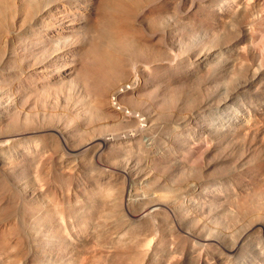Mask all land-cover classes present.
I'll use <instances>...</instances> for the list:
<instances>
[{
    "label": "bare ground",
    "instance_id": "1",
    "mask_svg": "<svg viewBox=\"0 0 264 264\" xmlns=\"http://www.w3.org/2000/svg\"><path fill=\"white\" fill-rule=\"evenodd\" d=\"M19 38L23 44L22 51L17 53L12 46ZM5 49L10 51L6 53ZM133 57L139 59L136 61ZM15 66L22 69L25 82L20 80L29 88L21 89L22 93L18 91L23 94L24 108L18 109L11 103L10 107L0 105V264H264V0H0V74L3 76L6 70L10 72ZM16 71H12L13 76ZM11 76V80L16 78ZM184 76H188L187 81L192 84L189 85ZM147 77H154L157 83L165 81V88L157 87L153 90L156 93L152 88L145 93L142 88L146 95H154L139 100V81L143 82ZM171 78L172 85L168 83ZM9 80H6L8 84ZM120 83L124 85L116 91ZM185 84L195 90L185 88ZM10 87H6L8 91ZM113 91L116 94L111 98ZM116 103H123L129 109L123 110L124 107ZM139 103L145 105L141 113L144 115L135 111ZM213 112L221 114L222 118L217 115L220 117L217 119L214 115L217 120H213ZM103 116L118 119L114 126L104 124L111 127H107L109 131L102 132L103 128L98 127L101 123L92 126L93 120H101ZM178 116L187 120V126L193 118L199 117L198 122L195 120L196 125L211 133L218 146L221 144L224 149L221 156L227 155L229 187L232 185L234 194H229L231 188L228 193L222 191L220 179L219 182L214 179L213 186L219 184L222 190H218V186L215 190L221 192V197L232 195V202L224 204L222 199L227 203L229 198L225 200V196L219 198L217 195L220 194H213L214 187L208 190L216 197L205 198L200 191L204 198L197 196L201 201L193 199L197 201L198 206H195L199 211L208 213L203 215L208 217L204 221L199 215L175 209L173 197L169 196L172 193H168L170 186H158L161 192L154 188L155 193H152L151 185L160 179L158 170L145 173L137 160L139 156L146 161V154H153L149 162L155 159L153 152L160 149L155 148L157 133L163 129L167 131L165 123L162 127L163 120H174ZM185 121L182 126L186 125ZM180 125L177 126L180 128ZM172 126L174 129L175 125ZM121 127L125 129L121 130ZM186 127L183 128H192ZM171 132L173 134L167 138L179 133L175 129L169 134ZM202 133L198 131L199 137ZM198 134L194 137L199 140ZM186 136L189 141L190 135ZM207 136L203 135V140ZM25 138L29 142H32L30 139L36 141L41 150L46 147L65 150V153L60 152L62 155L67 153L65 158L67 155L73 157L72 161L64 158L66 162L71 161V166L78 163L75 162L77 156L85 157L87 151L91 157L106 154L103 153L106 150L107 158L105 155L101 161V155L97 158L109 176L99 181L102 177L97 171L99 165L93 166L98 169L96 172L92 167V173H98L95 177H100L97 181L101 182L97 185L93 176L94 190L90 187L92 183L87 186L88 181V184L84 181L86 185L75 182L80 172L74 181L73 170H64L68 164L61 167L66 166L61 172L71 174L67 173L69 175L63 178L58 174L60 171L56 175L50 172L57 168L48 158H41L38 165L34 164L33 177L30 173L32 178L23 177L21 171L12 176L9 171L13 160L9 161L8 151L14 150L12 145L11 150L7 151V147L14 140H18L19 145ZM176 138L179 141L180 138ZM214 138L206 139L208 145ZM164 140L163 143L167 141ZM180 141L179 144L184 142ZM188 141L183 143L187 149L194 145L191 143L189 147ZM169 142L165 146H169ZM200 145L193 153L192 147L189 149L192 155L186 148L182 150L191 155L187 158L193 163ZM165 146L166 150L168 147ZM125 147H134L141 153L132 162H116L118 156L112 158L115 156L110 151L120 148L119 153L114 154L118 155ZM40 148L36 146V149ZM48 149L46 156L52 151ZM182 151L177 158L178 153L172 155L180 160L184 155ZM217 151L218 148L214 152ZM204 153L206 157L207 150ZM15 155L11 156H21ZM53 155L50 157L57 156ZM157 155L159 158L160 154ZM59 156L54 159L58 161ZM184 156L182 161L185 163L187 158ZM164 157L156 159L166 161ZM17 159L20 158L15 159L18 162ZM190 160L187 165L194 166ZM155 162L153 160L152 164ZM157 162L154 164L156 169L166 168ZM196 162L198 164L199 159ZM197 164L195 169L200 167ZM213 164L205 170L223 172L219 164ZM102 165L99 171L105 176ZM185 165H180V172H174L172 178L184 179L182 185L178 181L176 184L171 182V185L175 184L174 189L185 188L188 179L185 175L203 173L191 167L185 171L188 167ZM51 167L54 169L50 170ZM57 177L58 182L64 179L59 185ZM221 178L223 186L225 177ZM138 179L140 183L148 182L151 192L141 193L138 189L141 185L136 188L135 184Z\"/></svg>",
    "mask_w": 264,
    "mask_h": 264
},
{
    "label": "rangeland",
    "instance_id": "2",
    "mask_svg": "<svg viewBox=\"0 0 264 264\" xmlns=\"http://www.w3.org/2000/svg\"><path fill=\"white\" fill-rule=\"evenodd\" d=\"M19 39H20V38H19ZM19 39H18L16 42H14V43H13V46H12V47H13V50L16 48L14 51H16L17 53H20V51H22V50H20V49H22L21 47H22V44H23L22 42H23V41H22L21 39H20V40H21V41H20ZM14 46H16V47H14ZM18 48H19V49H18ZM4 51H6V53H7V51H10V50H6V49H5ZM4 51H3V52H4ZM131 58H132V57H131ZM133 58H135L136 61L139 59V58H136V57H133ZM135 60H134V61H135ZM15 68L17 69V71H16ZM14 70L16 71V72H15V75H16V76H15V75L13 76V74H14V73H13ZM21 70H22V69H20L18 66H15L14 69L12 70L13 72H12V71L9 72V71H7V70L5 71V74H3V76H4V75H5V76H6V75L8 76L9 73H11L10 76L12 75V76H11L12 78H15V77H16L14 80H11L10 76H8V77L6 76V78H7L8 80L10 79V80H9V83H10V84H8V81H6L7 79H6L5 77H3L2 74H0V75H1V78H2V79L0 78V80H1V82H0V86H4V87H5V88H4V87H3V88L0 87V105H4V107H10V106H12L11 104H13V105L16 104V105H17V106L15 105L16 108H17V107H18V109H22V108H24V104H23L22 97H21L23 94L20 95V93L24 92V91L27 90V88H29V87H27L28 85H27L26 83H25V86H24V84H23L25 81H23V80H24V79H23V75H22L23 72H22ZM18 71H20V72H18ZM6 72H7V73H6ZM17 72H18V73H17ZM12 73H13V74H12ZM16 73H17V74H16ZM21 73H22V74H21ZM17 75H18V76H17ZM21 75H22V77H19V76H21ZM18 77H19V78H18ZM182 77H183V76H182ZM21 78H22V79H21ZM184 78H187L186 81L189 80V79H188V76H186V77L184 76ZM184 78H183V79H184ZM5 79H6V80H5ZM18 79H19V80L21 79L23 83L21 82V80L19 81ZM147 79H148V80H147ZM150 79H151V77H150V78L147 77V78L145 79L146 82H145V80H144L143 82H142V81H141V82L139 81V84H140V85L138 84V87L140 86L139 89H141V93L139 94V98H140L139 100H143V99L146 100V99H148V96H149V95H150V97L153 96V95H154L153 93H156V91L153 92V90L157 89V87H158L160 90H161V89L163 90V89L165 88V87H164V85H166V83L164 84L165 81H164V82H159V81H158V83H157V80H156V79L154 80V77H152V79H151V80L153 81V83H152V81L150 82ZM175 79H176V77H174L173 80L175 81ZM180 79H181V78H180ZM170 80H171V81L168 82L169 84H171V83L173 82L172 78H171ZM177 80H178V79H177ZM2 81H3V82L5 81V82L7 83V84H5V82H4V84H5L6 86H5L4 84H2V83H3ZM11 81H15V82H12V84H11ZM18 81H19V82H18ZM184 81H185V80H184ZM147 82H148V83H147ZM149 82H150V83H149ZM187 82H188L189 85L192 84V83H190V81H187ZM13 83H14V84H13ZM16 83H18V84H16ZM19 83H21L20 86H19ZM125 83H126V82H125ZM127 83H128V82H127ZM141 83H143V85H148V86L144 87ZM144 83H146V84H144ZM156 83H157V84H156ZM160 83H162V84H160ZM168 83H167V85H168ZM176 83H177V81H176ZM22 84H23V85H22ZM122 84L124 85V83H120V85H117L118 87H116V91H117V88L120 90ZM151 84H152V85H151ZM158 84H159V85H158ZM163 84H164V85H163ZM172 84H174V82H173ZM172 84H171V85H172ZM188 84H185V85H186L185 88H186V87L189 88V85H188ZM7 85H8V86L11 85V87L9 88V91H8V88H6V87H8ZM12 85H13V86H12ZM154 85H156V86H154ZM187 85H188V86H187ZM142 86H143V87H142ZM160 86H161V88H160ZM193 86H194V85H193ZM20 87H23V88H20ZM25 87H26V89H25ZM154 87H155V88H154ZM14 88H17V89H14ZM18 88H20V89L18 90ZM142 88L144 89L145 93L148 92L149 90H151V88H152V92H153V93H150V94H147V95H146V94L144 93V91H143ZM148 88H149V89H148ZM192 88H194V87H190L189 89H190L191 91H192V90L194 91L195 89H192ZM6 89H7V90H6ZM12 89H13V90H12ZM21 89L24 90V91H22ZM147 90H148V91H147ZM12 91H13V92H12ZM18 91H19L20 93H19ZM116 91H115V92L113 91V93L110 94V95H111V98L116 94ZM2 92H3V93H2ZM142 92H143V93H142ZM114 93H115V94H114ZM12 94H13V95H12ZM142 94H143V96H142ZM151 94H152V95H151ZM7 95H8V97H7ZM17 95H19V97H18ZM145 95H146V96H145ZM4 96H5V98H3ZM6 97H7V98H6ZM8 98H9V99H8ZM13 98H14V99H13ZM7 99H8V100H7ZM15 99H17V100H15ZM113 100H114V99H113ZM5 101H6V102H5ZM11 101H12V102H11ZM2 102H3V104H2ZM4 102H5V103H4ZM7 102H8V103H7ZM10 103H11V104H10ZM21 103H22V104H21ZM116 104H118V105L121 104V108H122V107H124V108L126 107L125 109L122 108L123 110L129 109V107H128L127 105H125V104L123 105V103H116ZM139 104H141V107H140ZM139 104H138V107H137V105L135 106V107H136V108H135V111H136V113L140 112V115H144V114H141V113H143L142 111H143V109L145 108V107H144L145 105H143V103H139ZM20 105H21V108H20ZM139 107H140V108H139ZM175 108H176V107H175ZM136 109H138V110H136ZM213 113H215V114H212L213 116H214V115H215V116H217V115L220 116V115H221V114H217L216 112H213ZM210 114H211V113H210ZM213 116H212V117H213ZM215 116H214V119H213V120H215L216 118L218 119V118L221 117V116H220V117L217 116V117L215 118ZM209 117L211 118L210 115H209ZM101 118H102V117H100V119H101ZM104 118H105V119H104ZM106 118H107V119H106ZM181 118H182V117L178 116V117H176L174 120H173V119H172V120L168 119L169 121H168L167 119L163 120L162 127L164 126V123H165V124H166L165 126H166V128H167V129L165 128V131H166V130H167V131L164 132V129H163V132L160 130V132L157 133V135H158L159 137L161 136V137H163L164 139H166V140H167V141H166L167 143L170 141V142H169V146H165V143H166V142L163 143V141H165L164 139L162 140L161 138H159V137L157 138V136H156V138H157V139H156L157 145H156L155 143H154V144H155L156 146L159 145V147H156V146H155V148H156V149H157V148H160L161 150H160V149H157L158 151H160L159 153H158V151L153 152V153H156L155 156H154L155 159H153V160L156 161V162L158 161L157 164H159V163H160V164H163V165L166 167L165 169H163V168H164L163 166H162V167H159V166H158L159 168L156 169L157 167L155 168V165H154V164H156V162H155L154 164H152V163H153V160H151L152 162L150 161L151 163L149 162V160L151 159V157L153 158V156H151V155H153V154L150 155L151 157H150L148 154H146L147 156L144 155L146 161H143L144 158L141 159V158L138 156V154H140L141 152H140V153H137V152L134 150V149H135L134 147H130V148H128V147L121 148V150H122V149H124V150L126 149V150H128V151L125 150V152H124V150H122L123 152H120V153H121V154H125V153H126L125 155H128V154H130V153H129L130 151H134L133 154H137L135 157H133L134 155H133L132 153L129 155V157H128V156H125V155L122 156L121 154L114 155L115 152H118V151L120 150V148H119V150L116 148L117 151H115V149H114V150H111L110 152H111V155H112V156H115V157H112V158L116 159V157L118 156V157H117V160H116V162H118V163H121V160H122V161L124 160V161H127V162H129V161L132 162L133 160L137 159V156H138V159H137V160H139L138 162H141V163H139V164H140L141 168L143 169V171H145V173H147V171H148V173H151V172H155V171L158 170L157 172H158L159 175H160V179H159L155 184L151 185L152 187H150V185H149L148 182H147L146 184L144 183V181H142V182L140 183V182H139L140 179H138V182H137V181L135 182V184L137 185L136 188L139 187V186L141 185V188H140V187L138 188V189L140 190L141 193H142L143 191H144V193H146V192L148 193V192H151V191H153L152 193H155V192H154V191H155L154 188L156 189V192H161V191H159V190H161V189L158 188V186H159V187H160V186H161V187H164V186H165V187H166V186L169 187V186H170V187H169V188H170V189H169L170 192L168 191V193H172V194L175 193V195H174V194H173V195H172V194H169L170 197H173V198H171V200L173 201V205L175 206V209H177V210H179V211H181V212H183V213H185L184 211L186 210V212H188V213H194V215H196V216L199 215L200 219H202V221H204V220H206L208 217L205 218L203 215H204V214L207 215L208 213L206 212V210H205L206 213H205L204 211H203V212L199 211V209H198V207H197V206H198V203H197L196 200L201 201L202 199L200 200L199 198H200V197H203V196H204L205 198H206V197H214V196L216 197L217 193L220 194V196L217 195L219 198H223L224 196L226 197V194H225V195L223 194L224 196L221 197L222 194H221L220 191H221L222 189L220 190V187L223 188L222 191H223L224 193H228V192H230L231 189H232V188H231L232 185L229 187V184H231V182H229V181H231V180L228 178V177H229V173L227 172V170H228V168H227V163H226V162H227V159H226L227 155L222 154V156H221V153H223V151H224V149L221 148V144H220V146H218L217 141H216L215 138L211 135V133H209L207 130H205V129L202 128V127L199 128V126L196 125V123H197L198 120H199V119H198L199 117H198V118H193L194 121L192 120V123H191V121H190V122L188 123V126H187V124H186V123H187V120L184 119V118H182V119H181ZM221 118H222V117H221ZM179 119H180V120H179ZM211 119H212V118H211ZM217 119H216V120H217ZM97 120H98V121H97ZM117 120H118V119H116L115 117H114V118H111L110 116H107V117H106V116H103V118H102L101 120H99V118L93 120L94 122H92V126H94V125L98 126L100 123H101V124L103 123L102 125L100 124L101 126H100V125L98 126L99 128H103V130H102V129H99L98 127H97V128H98L99 130H102V132H105L104 130L109 131V130H108L109 126H114L113 124H115V123L117 122ZM175 120H176V121H175ZM185 120H186V121H185ZM195 120L197 121L196 123H195ZM111 121H112V122H111ZM115 121H116V122H115ZM182 121H183V122L185 121V124H186L185 126H182V123H183ZM166 122H168V123H166ZM170 122H172V123H170ZM174 122H175V124H174ZM105 123H107V125H109V126H107L108 128L104 125ZM108 123H109V124H108ZM110 123H111L112 125H111ZM176 123H178V124H176ZM171 124L173 125L172 127H174V125H175L174 129H175V132H176V133H178V132H179V133H180V132H183V133H184V131H185V134H188V135L186 136V135L183 134V133H181V134L178 133V134H174L173 137H172V136L169 137L170 135L173 134V132H171L170 134H169V132H170L171 130L174 131L173 128L171 129ZM180 124H181V125H180ZM183 124H184V123H183ZM191 124H192V125H191ZM167 125H168V126H167ZM177 125H180V128H179ZM193 125H194V126H193ZM90 126H91V125H90ZM96 126H94V127H96ZM103 126H105L107 129H106L105 127H103ZM165 126H164V127H165ZM181 126H182V127H181ZM186 126H187V127H186ZM122 127H124V126H122ZM122 127H121V130H124L125 128H122ZM127 127H128V126H126V128H127ZM129 127H130V126H129ZM162 127H161V128H162ZM177 127L179 128V130H182L183 127H184V128H185V127H186V128H188V127L191 128V127H192L191 129H193V127H194V128H196V129H194L193 131L196 130V132L191 131V129H189V128L186 129V130L183 128L182 131H179V130L177 129ZM104 128H105V129H104ZM110 128H111V127H110ZM110 128H109V129H110ZM168 128H169V132H168ZM201 129H203V130L200 131ZM187 130H188V131H187ZM189 130H190L192 133L189 132ZM197 130H198L199 132H203L202 134H203L204 136H206V135L208 134L207 137H204V140H205V141L203 140V135H202V134H200V137H202V139L199 137V134H198V131H197ZM107 131H106V132H107ZM96 132H97V131H96ZM161 132H162V134H161ZM175 132H174V133H175ZM188 132H189V133H188ZM204 132H205V133H204ZM163 133H167V134H164V135H163ZM159 134H160V135H159ZM196 134H198L197 137L199 138V140H202V141H199L196 137H194V135L196 136ZM165 135H166V136H165ZM167 135H169L168 138H167ZM176 135H177V136H176ZM178 135H179V136H178ZM189 135H190V137H191V135H193V136H192L191 138L189 137V141H188V140L185 138V136L188 138ZM174 136H175V138H176V137H179V138H180L179 141H177V138L175 139ZM209 137H210V138H214V141H213V139H212V140H211V139H210V140L208 139L209 141H211L210 144L208 145L209 142H207L206 139L209 138ZM192 138H193V139H192ZM25 139H26V140H25ZM25 139H23V140H22V139H21V140L19 139L20 141H23L22 143H20V141H19V145H18V140H16V141L14 140V142L12 141V143H10L9 146L7 147V151H8V150H11V149L14 150V152H13V151H12V152H11V151H8V152L10 153V154H9V156H10V157H9V161L13 160V161L10 162V167H11V168H10V171H9V173H11L12 176H13V175H17L18 173L20 174V171H21V172L23 173V177L26 176L25 178H27V179L32 178L33 175H34V174H33L34 171H33L32 168H34V164H35V165H36V164L38 165V163H40V159H41V158H42V159H43V158H48V160L50 159L51 163L55 162V163H53L54 165H53V164H52V165H53V167H54L55 169L57 168V170H55V172H53L54 170H52V169H54V168L51 167V169H50V170H52V171H50V172H52L53 174L55 173V175H56V172H57V173H58L59 171L61 172V171L63 170V168L66 167V166H64L63 168H61L63 165H67V164H68L67 167H66V169L64 168V170H65V171L69 170V171H71V172H72V170H73L72 174H71L70 172H67V173L71 174L72 178L75 176V177H74L75 179H73L74 181L76 180V178H77V176H78L77 173L80 172V176H78V178H77L79 181L76 180L75 182L84 183V181H86V184H88L89 182L93 184V185H90V183H89V184L87 185L88 187H89V185H90V187L93 186L92 188H94V186H95L94 183L97 181V178H100V177L102 176L103 179H102V177L99 179V181L102 182V180H105V178H107V177L109 176L108 173L106 174L107 171L104 169L105 167H103V165L100 164L101 159H103V157H104L103 155H105V157L107 158V154H108V152H106V150L103 152V153H106V154H102V155L100 154V155H101V158H100V155L98 154V156H99L100 159L97 158L98 156H92V155H90L91 157H89V154H90L89 152H90V151H87L86 153H88V154H84V155L81 153L83 156L86 155L85 157H87V158L82 157V156H81V158H80V157H79L80 155L77 156V159L75 158V159H76L75 162L77 161V162H78L77 164H79L80 167H79V165L76 167V165H77L76 163H74L75 166H74V165L71 166L72 164H71V165L69 164L72 160H74V159H72L73 157H72V158H68V155H67V158H68V159L65 158L66 156L64 157V155L67 154V153L64 154V153L66 152L65 150H64V151H65V152H64V151L61 150V149H56V150L54 149V150H52L51 147H49L50 149H48V147H46V149H48V151L52 150V151L49 152V155L47 154V156H49V157H47L45 153H48V152H46L47 150H46L45 148H44L45 150H44V149L41 150L40 146H39L38 144H35V143H37L36 141L33 142V140L30 139V141L33 142V144H31L32 142H29L28 138H25ZM160 139H161V140H160ZM174 139H175L176 141H174ZM190 139L192 140V142H190V141H191ZM194 139H197V140H195V142L193 143ZM24 140H25V141H28V142H25ZM158 140H159V141H162V142H160V143H162V147L160 146V143L158 142ZM180 140H184V142H182V143L179 144L178 142H181ZM171 141L173 142V144H172V146L174 145L173 147H171V143H172ZM185 141H186V142L188 141V142L190 143V144L187 143V144L189 145V147H190V145H192L191 143L194 144L193 147L191 146L192 149H190L191 147L189 148V149L192 151V153H193V150L195 151V150H196V147L199 146L200 144H201L200 146H201L202 148L200 147L201 150H200V148H199V151H200V152L203 151L202 154L207 150L208 153H206V154H207L206 157H205V153H204V155H202V154H200V152H198V156H196L195 159H194V160H196V158H197V160L199 159V163H198V164H197V162H196L197 160L195 161L196 163H195V162L193 163L189 158H187V156H189L191 153H190V150L186 148V145L183 144V143H185ZM203 141H204V142H203ZM212 141H213V142H212ZM16 142H17V143H16ZM176 142H177V143H176ZM196 142H197V143H196ZM200 142H201V143H200ZM205 142L207 143V144H206L207 146L205 145ZM215 142H216L217 144H216ZM198 143H200V144H198ZM27 144H28V145H27ZM34 144H35V145H34ZM197 144H198V145H197ZM202 144H203V146L205 145V146H204L205 148L202 146ZM214 144H216V145H214ZM10 145L13 146V147L11 146V149H10ZM32 145H33V146H32ZM167 145H168V144H167ZM188 145H187V146H188ZM210 145H211V146H210ZM16 146H19V147H16ZM36 146H37V148H40V150L42 151V153H41L42 155L40 154V150H39V149H36ZM163 146H165L166 148L168 147L169 150H168V148L165 150V148H164ZM178 146H180V147H178ZM208 146H209L210 148H208ZM214 146H215V147H214ZM24 147H25V148H24ZM34 147H35V148H34ZM170 147H171V148H170ZM175 147H176V149H175ZM181 147H182V148H181ZM212 147H214L215 150H214V148H212ZM219 147H220V149H219ZM19 148H20V149H19ZM153 148H154V147H153ZM163 148H164V149H163ZM173 148H174L176 151H175ZM179 148H181V149H179ZM185 148H186L187 150H189L188 152H189L190 154H189L187 151H186V152H187L188 154L184 152V151L186 150ZM194 148H195V149H194ZM206 148H208L209 150L206 149ZM217 148H218V150H219V151H217L218 153L214 152V151L217 150ZM21 149L24 150V153L22 152ZM130 149H132V150H130ZM156 149H154V151H155ZM172 149H173V150H172ZM177 149H178L179 151H180V150L182 151V150L184 149V151H182V152H183V154H184V155L186 156V158H187V159H186V162L188 163V161L190 160L193 164H195V165L197 164V166H200V167H199L200 169H199V168H196V169H197V170H196V169H195V165H194V166H193V165L190 166V165H187L186 162L184 163V162L182 161V156H184V155H181V157H180V158H181V159H180L181 161H180L179 159H176L177 157L180 156V154H182L181 151H180V153H179V151H178ZM204 149H205V150H204ZM18 150H20L19 153H18ZM36 150H37V151H36ZM43 150H44V151H43ZM58 150H59V151H58ZM136 150H137V149H136ZM163 150H164V151H163ZM56 151H58V152L56 153ZM60 151H63V152H64V153L62 152L63 155L61 154ZM113 151H114V152H113ZM166 151H167V152H166ZM168 151H170L171 154H170ZM177 151H178V152H177ZM210 151H211V152H210ZM212 151L215 153V155H214V153H212ZM51 152H55V153H53V154H55V155L59 154V152H60L61 157L59 156L60 154L57 155V156H55V157L58 158V156H59V158H61V159H58V161H56L57 159H54L55 157L52 158L54 155H53ZM110 152H109V153H110ZM112 152H113V154H112ZM135 152H136V153H135ZM138 152H139V151H138ZM164 152H166V153H164ZM220 152H221V153H220ZM226 152H227V151H226ZM15 153H16L15 156H17V154H19V155H21L22 153H23V154L21 155L22 157H21V156H19V157H18V156H17V157H13ZM20 153H21V154H20ZM50 153H51V154H50ZM84 153H85V152H84ZM118 153H119V152H118ZM161 153H162V154H161ZM167 153H169L170 155H169V154H168L169 156L166 155ZM175 153H178V154H179V155L176 154V155H177V156H175L176 158L174 157V155H172V154H175ZM39 154H40V155H39ZM68 154H69V153H68ZM157 154H158V155L160 154L159 158H163V157L165 156V157H166V159H165L166 161H164V159L157 160V159H159L158 157H156ZM212 154H213V155H212ZM219 154H220V157H219ZM11 155H13V156H11ZM37 155H38V156H37ZM44 155H45V157H43ZM50 155H53V156L50 157ZM120 155L122 156V159H121V157H119ZM132 155H133V156H132ZM141 155H142V154H141ZM158 155H157V156H158ZM191 155H192V154H191ZM191 155H190V156H191ZM200 155H201L202 157H201ZM210 155H211V157H209ZM224 155H225V156H224ZM71 156H72V155H71ZM71 156L69 155V157H71ZM142 156H143V155H142ZM161 156H163V157H161ZM170 156H172V157H171V158H168V157H170ZM185 156H184V157H185ZM217 156H218V157H217ZM35 157H36V158H35ZM75 157H76V156H75ZM123 157H124V158H123ZM125 157H128V158H125ZM130 157H131V158H130ZM149 157H150V159H149ZM165 157H164V158H165ZM173 157L175 158V160H174ZM184 157H183V158H184ZM11 158H12V159H11ZM13 158H15V159H16V158H20V159H17V160H18V162H17V161H16L15 159H13ZM64 158H65L66 160H71V159H72V160L66 162ZM78 158H80L81 160L84 159V158H85V159H88V158H89L90 160H91L92 158H94L93 161H94V162L96 161V162H95V163H93V161L90 162L89 159H88V160H85V159H84L85 161L83 160V162H82L81 160H78ZM95 158H96V159H95ZM129 158H130V159H129ZM139 158H140L141 160H140ZM156 158H157V159H156ZM218 158H219V160H217ZM10 159H11V160H10ZM21 159H22V160H21ZM53 159H54L55 161H54ZM62 159H64V160L62 161ZM98 159H99L100 161H98ZM104 159H105V158H104ZM127 159H128V160H127ZM167 159H168V160H167ZM171 159H172V160H171ZM188 159H189V160H188ZM209 159H210V161H209ZM222 159H224V160H222ZM52 160H53V161H52ZM60 160H61L62 162H61ZM169 160H171L172 162H171V161L169 162ZM187 160H188V161H187ZM194 160H193V161H194ZM201 160H202V161H201ZM203 160H204V162H203ZM205 160H206V161H205ZM212 160L215 161V162H214L215 165L219 164V165L223 168V172L220 171V170H218V171H216L215 173H214V172L212 173L211 171H210L211 173H209V171L205 170V169H209L210 166L213 164V163H212V162H213ZM25 161H26L27 163H26ZM37 161H38V163H37ZM50 161H49V165L51 164ZM59 161H60L61 163H60ZM64 161H65V162H64ZM87 161H88V162H87ZM124 161H123V162H124ZM142 161H143V162H142ZM162 161H163V162H162ZM167 161H168V162H167ZM173 161H174V162H173ZM176 161H177V162H176ZM178 161H180V162H179L180 164L178 163ZM207 161H208V162H207ZM218 161H220V162L222 161V162L220 163V162H218ZM15 162H17L19 165H18L17 163H15ZM57 162H59L61 166H59V163H57ZM63 162H64V163H63ZM73 162H74V161H73ZM81 162H82V163H81ZM146 162H147L148 164H146ZM161 162H162V163H161ZM164 162L167 163V164H164ZM182 162H183V163H182ZM200 162H202V163H200ZM216 162H217V163H216ZM21 163H22L21 166H22V167L24 166L23 168H25V169H22V167L20 166ZM56 163H57V164H56ZM80 163H81V164H80ZM83 163H84V164H83ZM86 163H87V164H86ZM90 163H91V164H90ZM92 163H93V164H92ZM96 163H97V164H96ZM171 163H173L174 166H173ZM175 163H176V164H175ZM206 163H207V164H206ZM209 163H210L211 165H210ZM223 163H224V164H223ZM13 164H14V165H13ZM55 164H56V167H55ZM150 164H151V165H150ZM184 164H186L184 167L188 166V167H186V168L184 169L185 171H187V170L189 171L188 168L191 167L190 169H195L197 172H198L199 170H201V172H203V173H201L203 176L200 175V171H199V173L196 172V173L199 174V175H197V174H193V173H195V172H192L193 175H192V174H188V175H190V176L185 175V176H187V178H188V179L186 180V183H187L186 186H187V187L185 186V188L183 189L184 186H183V187L180 186V188L178 187L179 189H174L173 186L177 183V181L180 182V183H178L179 185H180V184L182 185V181H183L184 179H182L181 177H178V179H177V178L175 179V178H172V177H174V175H175L174 172L176 173V172H180V171H181V169L179 170V168H181L180 165L183 166ZM188 164H190V162H189ZM199 164H200V165H199ZM214 164H213V165H214ZM16 165H18V167H17ZM57 165L61 168V170L58 168ZM69 165H70V166H69ZM87 165H88V167H87ZM95 165H97V166H98V165H99V166L102 165V169H104V170H102V171H103V173H104V171H106V172L104 173V174H106V175L104 176V175L100 174V173H102V172L99 171L101 168L98 166L99 170H97V171L99 172L100 177H95V175L98 174V173H96L97 171L95 170V169H98V168L93 167V166H95ZM146 165H147V166H146ZM149 165H150V167H149ZM153 165H154V166H153ZM167 165H168V166H167ZM176 165L178 166V169H177ZM207 165H208L209 167H208ZM13 166L17 167V169H14L15 167H13ZM50 166H51V165H50ZM97 166H96V167H97ZM152 166H153V167H152ZM169 166H170L171 168H170ZM192 166H193L194 168H193ZM197 166H196V167H197ZM35 167H36V166H35ZM68 167H69V168L71 167V168L69 169ZM72 167H73V168H72ZM75 167H76V168H75ZM78 167H79V169H78ZM85 167H87L88 169L85 168ZM90 167H91V168H92V167L94 168V170L96 171V172H95L96 174L92 173L93 168L91 169ZM174 167H175V168H174ZM201 167H202V168H201ZM224 167H225V168H224ZM18 168H19V170H18ZM20 168H21V169H20ZM83 168H84V169H83ZM151 168H152V169H151ZM161 168H162V169H161ZM172 168H173V170H172ZM182 168H183V167H182ZM222 168H221V169H222ZM11 169H14V170H11ZM31 169H32V170H31ZM71 169H72V170H71ZM89 169H91V170H89ZM159 169H160V170H159ZM167 169H168V171H167ZM174 169H175V170H174ZM186 169H187V170H186ZM25 170H26V171H25ZM30 170H31V171H30ZM75 170H76L77 172H76ZM82 170H83V171H82ZM87 170H89L90 172L87 171ZM150 170H151V171H150ZM203 170H204V171H203ZM224 170H226V171L224 172ZM13 171H14V172H13ZM32 171H33V172H32ZM74 171H75V173H74ZM143 171H142V172H143ZM159 171H160V172H159ZM166 171H167V172H166ZM169 171H170V172H169ZM182 171H183V170H182ZM191 171H192V170H191ZM60 172H59L58 174H59V176H60V174H61V177L64 176V175H69V174H67L66 172H65L64 174H62V172H64V171H62L61 173H60ZM93 172H94V171H93ZM171 172H172V173H171ZM0 173H1V171H0ZM12 173H14V174H12ZM16 173H17V174H16ZM30 173H32V175H31ZM73 173H74V174H73ZM88 173H89V174H88ZM90 173H92V174H90ZM169 173H171L172 176H170ZM216 173H217V174H216ZM28 174H29V176H28ZM206 174H207V175H206ZM209 174H210V175H209ZM218 174H220L219 176H221V177H223V178L225 177V178H224L225 180L222 181V182H225V183L223 184V186H224L225 188L222 186V183H221V179H222V178L219 177ZM226 174H227V175H226ZM30 175H31L32 177H31ZM55 175H54V176H55ZM76 175H77V176H76ZM107 175H108V176H107ZM195 175H197V176H195ZM213 175H214V176H213ZM21 176H22V175H21ZM51 176L53 177L52 174H51ZM59 176H58V177H59ZM81 176H82V177H81ZM87 176H88V177H87ZM90 176H91V178H90ZM93 176L96 178V179H95L96 181L93 180V179H94ZM96 176H98V175H96ZM180 176H181V175H180ZM191 176H192V177H191ZM198 176H199V177H198ZM200 176H201V177H200ZM226 176H227V177H226ZM29 177H30V178H29ZM58 177H57L58 180H56V182L59 181V178H58ZM189 177H190V178H189ZM194 177H196V178H194ZM202 177H203V178H202ZM215 177H216L217 179H216ZM62 178H63V177H62ZM62 178H61V180H62ZM70 178H71V177H70ZM88 178H90L91 180H93V182H92L90 179H88ZM164 178H165V179H164ZM167 178H168V179H167ZM170 178H171L172 180H171ZM179 178H180V179H179ZM185 178H186V177H185ZM198 178H199V179H198ZM227 178H228V182H229L228 184H226V179H227ZM53 179H54V177H53ZM55 179H56V176H55ZM81 179H85V180L82 181ZM214 179H215L216 181H217L218 179H220V180H219L220 182L217 181V182H219V183L221 184L220 187L218 186L219 184H216V186H213V185L216 183V181H214ZM61 180H60V182H62L64 179H63L62 181H61ZM164 180H165L166 182H163ZM192 180H193V181H192ZM194 180H195V181H194ZM205 180H206L207 183L205 182ZM81 181H82V182H81ZM87 181H88V183H87ZM99 181H97L96 184H97ZM189 181H190V182H189ZM197 181H198L199 183H197ZM212 181H214V182H212ZM60 182H58L57 184L59 185ZM101 182H100V183H101ZM161 182H162L163 184H162ZM167 182H168V184H167ZM171 182H173V183L175 182V184L172 183V185H171ZM204 182H205V183H204ZM100 183H98L97 185H100ZM139 183H140V184H139ZM164 183H165V184H164ZM201 183H202V184H201ZM84 184H85V183H84ZM86 184H85V185H86ZM142 184L145 185V188H147V190H146L144 187H143L144 190L142 189ZM156 184H158V185H156ZM159 184H160V185H159ZM190 184H191V185H190ZM197 184H198V185H197ZM208 184H209V185H208ZM225 184H226V185H225ZM252 184H253V183H252ZM97 185H96V186H97ZM146 185H147L148 187H146ZM154 185H155V186H154ZM206 185H207V186H206ZM227 185H228V187H227ZM250 185H251V184H250ZM188 186H189V187H188ZM191 186H192V187H191ZM203 186H205V189H204ZM217 186H218L219 188H218ZM149 187H150L151 189H150ZM181 187H182V188H181ZM207 187H208V188H207ZM210 187H211V188H210ZM213 187H214V191H213V189H212ZM216 187H217V189L220 190V191H216V190H215ZM148 188H149L151 191H150ZM157 188H158V189H157ZM171 188H172V189H171ZM193 188H194V189H193ZM228 188H229V189L231 188V189L228 190ZM233 188H234V185H233ZM138 189H136V193H138V191H139ZM141 189H142V190H141ZM152 189H153V190H152ZM188 189H189V190H188ZM201 189H203V190H201ZM208 189H210V191H211V189H212L213 194H216V195H212V192L210 193V191H209ZM225 189H226V191H225ZM235 189L238 190V187L235 186ZM94 190H95V188H94ZM137 190H138V191H137ZM185 190H186V191H185ZM195 190H196V191H195ZM197 190H199V192H198ZM204 190H206V191L204 192V194L206 193L205 195H208V196H205V195L203 194V191H204ZM171 191H172V192H171ZM174 191H175V192H174ZM179 191H180V192H179ZM188 191H189V192H188ZM192 191H193V194H189V193H192ZM200 191H201L202 193H201ZM215 191H216V192H215ZM232 191H233V189H232ZM232 191H231V193H229V194H234V191H233V192H232ZM140 192H139V193H140ZM177 192H178L179 194H178ZM184 192H185V193H184ZM196 192H197V193H196ZM219 192H220V193H219ZM223 192H222V193H223ZM183 193H184V194H183ZM186 193H187V195H186ZM200 193H201L203 196H202ZM207 193H210V194H207ZM181 195H182V196H181ZM185 195H186V197H185ZM188 195H189V196H188ZM191 195H192L193 197H192ZM200 195H201V196H200ZM209 195H210V196H209ZM211 195H212V196H211ZM176 196H178L180 199H179L178 197H176ZM183 196H184V197H183ZM197 196H199L198 199H197ZM229 196H230V195H229ZM231 196H232V195H231ZM231 196H230V197H231ZM233 196H234V195H233ZM191 197H192V198H191ZM204 197H203V198H204ZM225 197H224V198H225ZM230 197H228V194H227V197L225 198V200H227V198L230 199ZM187 198H188V199H187ZM193 198H194V199L196 198V200H194ZM173 199H174V200H173ZM175 199H176V201H175ZM189 199H190V200L193 199V200H194L193 202H196L197 204H196V203H193L192 200H191V202L188 201ZM229 199L227 200V201H229V202H227V203H226V201H224V199H222V201L224 202V204L229 205V203L232 202V199H233V198L231 197V201H230ZM174 201H175V202H174ZM180 201H181V204H180ZM182 201H183L184 204L182 203ZM185 201H186V202H185ZM199 201H198V202H199ZM189 202H190V203H189ZM182 205H183V206H182ZM187 205H188V206H187ZM195 205H197V206H195ZM187 207H188V208H187ZM171 208H172V207H171ZM181 208H182V209H181ZM184 208H185V209H184ZM189 210H190V211H189ZM214 210H215V209H211V211H214ZM210 213H211V212H210ZM204 218H205V219H204Z\"/></svg>",
    "mask_w": 264,
    "mask_h": 264
}]
</instances>
